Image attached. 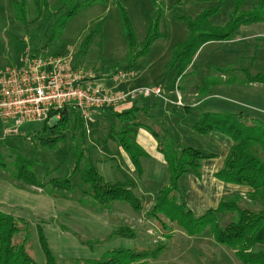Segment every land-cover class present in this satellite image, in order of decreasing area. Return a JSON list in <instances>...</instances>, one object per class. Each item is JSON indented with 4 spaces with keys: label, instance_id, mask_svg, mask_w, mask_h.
<instances>
[{
    "label": "rangeland",
    "instance_id": "1",
    "mask_svg": "<svg viewBox=\"0 0 264 264\" xmlns=\"http://www.w3.org/2000/svg\"><path fill=\"white\" fill-rule=\"evenodd\" d=\"M13 1L0 0V69L17 65L21 51L28 49L39 58L69 55L73 68L91 72L101 80L109 79L116 71L123 70L126 43L119 11L111 5L110 0H107L106 4L95 3L78 10L66 22L62 33L51 41L49 39L53 34L56 19L62 13L46 16L26 29L13 20ZM48 1L50 6L56 3V0ZM164 1L165 10L158 27L161 38L151 45L146 56L134 64L132 70L135 75L132 78L118 84L108 82V87L121 92L149 86L161 89V96L165 101L160 99L162 103L159 108L154 109L153 116L163 119L169 125L173 137L181 146L204 154H214L213 158L216 160L207 159L202 162V165L205 162L208 164V168L203 167L204 181L200 183L201 188L206 190L209 186V171L222 167L230 141L218 134L208 137L194 135L188 126L194 125L201 113L208 112L220 116H246L264 127V87L244 84L246 77L241 73V70H247L251 75L264 74V23L239 28L230 42H211L203 45L194 56L184 81L176 80L174 83L175 75L173 72L167 73L166 67L171 60L172 49L187 39L188 31L181 20L173 18V14L194 17L196 12L204 8L215 7L218 0H187L184 6L174 10L172 6L175 0ZM122 5L137 42L142 43L152 9L151 1L122 0ZM249 7L250 4L246 5V9ZM232 8L233 2L225 0L220 13L211 19V23L223 25ZM89 34L91 37L87 44H84ZM239 58L241 63H235ZM216 68L232 70L231 75L235 77L233 85L225 84L229 79V71L220 76L215 72ZM211 79L219 84L210 89L209 97L198 101V96L191 88L194 84ZM180 86L186 88L185 93L177 90ZM176 95L180 98L181 107L175 105ZM186 104L192 108L183 120L178 121L167 115L172 107L180 110ZM130 106L129 104L114 109L112 113L124 112L121 109L128 110ZM68 109L74 110L72 107ZM74 112L76 113L75 110ZM77 117L81 121L78 114ZM148 118L137 115V120L143 125L137 130L136 143L146 153H149V149L155 144L148 131L155 123ZM92 119L99 120L102 125L94 137L97 144L91 139L86 140L87 144L95 149L90 151V155L95 161L99 175L107 183L120 181L124 174L135 178L128 157L119 145L109 138L111 131L116 133L124 126L120 125L108 110L93 111ZM70 120L65 139L52 150L35 148L30 140L33 134L43 128V122L24 123L17 128L16 134L4 132L5 128L10 130L12 127V124L7 122L3 124L0 133V162L3 164V167H0V210L12 214L28 229L29 240L26 249L36 264H44V257L35 235L37 222L42 226L49 250L60 263L73 258L95 259L105 252L122 250L143 255L145 264H239L233 253L217 244L207 231L198 237H189L165 219L161 218V222H158L147 217L157 193L167 182L166 165L160 163L161 161L156 159L159 157L155 158L153 153H149V157L140 162L142 175L140 179H136L135 189V195L141 201L139 212L121 202L109 204L107 209L92 205L83 195V168L74 171L75 146L79 139L80 126L75 124L71 116ZM56 122V119H52L48 124L53 126ZM16 155L36 163L37 179L42 185L51 179L68 178L71 190L51 196L46 185L37 188L14 182L11 170ZM258 157L264 161L263 152H260ZM198 186L190 174L179 180L182 202L194 217L204 215L209 209L216 210L219 205L218 203L217 207L214 206L217 197L209 198L211 193L208 191L207 194L203 190L207 197L195 196ZM221 186L227 187L222 183ZM236 190L229 194L226 192L220 200L225 198L234 201L240 208L249 207L248 190L240 187ZM236 195L240 197L239 201L235 199ZM230 217L228 214L218 217L221 227L225 226ZM124 227L133 231L132 239L113 235L117 229Z\"/></svg>",
    "mask_w": 264,
    "mask_h": 264
},
{
    "label": "trees",
    "instance_id": "2",
    "mask_svg": "<svg viewBox=\"0 0 264 264\" xmlns=\"http://www.w3.org/2000/svg\"><path fill=\"white\" fill-rule=\"evenodd\" d=\"M150 1L152 9L149 13L146 35L144 41L138 43L122 0H110L111 5L119 11L126 43L123 70H132L134 64L146 56L151 45L161 38L158 27L164 14L165 1ZM186 1L175 0L172 9L184 6ZM224 1L218 0L215 7L204 8L196 12L194 17L173 14V18L181 20L188 31L187 39L172 49L171 60L166 67L167 73L173 72L175 75L174 83L176 80L184 81L189 74L194 56L203 45L211 42H230L239 28L264 23V0H231L233 8L227 21L223 25H213L211 19L220 13ZM95 3L106 4L107 0H56L53 6L49 5L48 0H14L13 20L27 29L28 26L46 16L62 13L56 19L53 34L49 39L51 41L62 33L66 22L78 10ZM249 4L251 7L246 9V5ZM90 37L91 34L86 37L84 44H87ZM234 62L239 64L241 59H236ZM214 70L220 76L229 71L219 68ZM231 73L232 70L227 73L229 78L225 81L227 85H233L232 83L235 82V77ZM241 73L246 77L244 84H257L264 87V74L251 75L247 70H241ZM213 79L193 85L191 89L198 96V101L209 97L210 89L219 84V82L218 84L213 82ZM177 90L185 93L186 88L180 86ZM147 100L151 102H145ZM161 103L158 98L149 97L135 100L128 110L120 113H112L117 108L100 109L108 110L110 115L124 126L116 133L111 131L109 138L113 139L128 157L135 178L124 174L120 181L114 183L103 180L90 155V151L95 149L86 142L87 139H91L97 144L94 137L99 133L102 125L99 120L94 121L87 135L77 114L74 110L69 111L67 107L58 112V121L53 126H50L48 122L56 113L50 114L49 118L43 122V128L33 134L30 140L33 146L40 150L54 149L60 141L65 139L71 116L75 124L80 126L79 139L75 146L74 171L83 168L82 182L85 187L83 195L92 205L103 209H107L109 204L121 202L129 205L135 212H139L141 201L135 195L136 179L141 178L140 162L147 158V155L136 143L137 130L143 125L140 120H137V115H143L144 118L150 117L155 125L149 127L148 131L155 142L157 153L166 165L167 182L166 186L157 193L151 209L147 212V217L158 222H161V218L165 219L172 226L179 227L189 237H198L207 231L217 244L233 253L239 264H264V161L258 157L260 152L264 153V127L246 116H220L208 112L201 113L198 121L188 126L194 135L208 137L211 134H218L230 141L222 167L214 174V177L223 184L247 189L250 201L249 207L240 208L234 201L223 198L216 210H208L204 215L194 217L182 202L179 180L189 174L197 180L200 179L202 162L212 159L214 154H204L190 147L181 146L173 137L169 125L163 119L153 116L154 109L159 108ZM191 108L188 104L180 110L172 107L167 115L181 121L184 116L190 114ZM0 167H3L2 162ZM11 176L14 182L25 186L42 188L46 185L45 187L49 189L47 192L51 196L70 191L72 188L68 178L51 179L42 185L37 179L36 163L21 155L15 157ZM235 199L239 201L240 197L236 195ZM224 214L231 217L225 226L221 227L218 217ZM19 221L9 212L4 213L0 210V264H36L26 249L29 240L28 229ZM38 223L35 226V235L44 257V264H145L143 255L122 250L108 251L95 259L73 258L60 263L49 250L42 226ZM113 235L127 239L134 237L133 231L125 227L117 229ZM21 236H23L22 239H20Z\"/></svg>",
    "mask_w": 264,
    "mask_h": 264
},
{
    "label": "built area",
    "instance_id": "3",
    "mask_svg": "<svg viewBox=\"0 0 264 264\" xmlns=\"http://www.w3.org/2000/svg\"><path fill=\"white\" fill-rule=\"evenodd\" d=\"M20 54L17 65L0 69V124H12L10 130L5 128L7 133L16 134L24 123L44 122L53 113L50 120L58 121V112L72 107L88 134L95 110L120 108L149 97L165 101L157 87L125 92L108 87V82L118 84L132 78L133 70H119L101 80L91 72L73 68L69 55L39 58L28 49ZM175 105L182 106L178 95Z\"/></svg>",
    "mask_w": 264,
    "mask_h": 264
},
{
    "label": "crops",
    "instance_id": "4",
    "mask_svg": "<svg viewBox=\"0 0 264 264\" xmlns=\"http://www.w3.org/2000/svg\"><path fill=\"white\" fill-rule=\"evenodd\" d=\"M199 103V102H198ZM197 103V104H198ZM121 108H123V107H121ZM121 110H127V108H125V109H121ZM3 127H4V125L3 124H0V133H1V131L3 130ZM153 141V140H152ZM155 143V142H154ZM138 144V143H137ZM142 148V147H141ZM150 154H154V157L156 158V157H159V158H156L157 160L159 159V161H161L160 163H162L164 166H165V163H164V161H163V159H162V157L157 153V151H156V145L154 144L150 149ZM143 151H144V149H143ZM145 152V151H144ZM146 153V152H145ZM149 153H146V155H147V158L149 157ZM219 159V158H218ZM209 160H216L215 158H213V159H209ZM213 164V163H212ZM214 165V164H213ZM205 166H207V168H208V164H206V162L205 163H203V165L201 164V169H200V174H201V177H200V179H195L194 178V181L196 182V183H198L199 184V186H198V188H197V191L194 193L195 194V196H200V197H202V196H204V197H207V195L204 193V191H208V192H210L211 193V196L209 197V195H208V197L209 198H215V197H217L215 200H214V202H217V203H215L216 205H214V206H216L217 207V204L219 203V201H220V199H221V197L224 195V194H226V192H227V194H229L230 192H235V191H237L236 189H237V187L236 186H232V185H227V184H224V185H227V187H225V188H223L222 186H221V182H219V181H217L216 179H215V177H214V174L217 172V171H219L220 169H221V167H218L217 169H210V171H209V186H208V189L206 188V190H204L203 188H201V182L202 181H204V176H203V167H205ZM215 166V165H214ZM166 169V168H165ZM209 170V169H208ZM223 184V183H222ZM229 186V187H228ZM204 190V191H203ZM208 192H207V194H208ZM209 210H213V209H209Z\"/></svg>",
    "mask_w": 264,
    "mask_h": 264
}]
</instances>
